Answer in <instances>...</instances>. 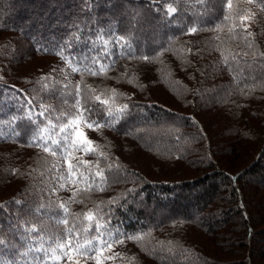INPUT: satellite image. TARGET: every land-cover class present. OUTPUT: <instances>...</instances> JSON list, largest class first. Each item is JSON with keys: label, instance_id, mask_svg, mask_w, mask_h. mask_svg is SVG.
<instances>
[{"label": "trees", "instance_id": "16d2710c", "mask_svg": "<svg viewBox=\"0 0 264 264\" xmlns=\"http://www.w3.org/2000/svg\"><path fill=\"white\" fill-rule=\"evenodd\" d=\"M165 3L172 0H0V264H28L26 227L46 241L66 228L53 219L72 197L56 189L66 153L43 152L45 140L33 143L31 131L73 111L77 84L82 103L91 86L102 98L114 89L115 104L128 105L114 128L89 129L107 159L75 153L93 173L99 161L104 191L67 204L77 230L88 222L75 214L100 205L109 228L145 234L114 247L123 258L104 264H264V0H233L254 14L247 39L221 0H178L170 18ZM189 26L201 30L185 35ZM98 33L125 37L134 55L102 50ZM58 51L80 68L96 70L92 57L111 68L72 72ZM141 55L155 59L134 58ZM89 104V119H109ZM43 135L53 147L60 134ZM94 234L93 225L80 241Z\"/></svg>", "mask_w": 264, "mask_h": 264}, {"label": "snow or ice", "instance_id": "6c2138e0", "mask_svg": "<svg viewBox=\"0 0 264 264\" xmlns=\"http://www.w3.org/2000/svg\"><path fill=\"white\" fill-rule=\"evenodd\" d=\"M155 0H153V3ZM178 0H172V3H165L164 9L166 10V15L170 18L177 12V7L175 6ZM198 5H206L208 0H195ZM248 4H252L253 0H247ZM223 7L227 8L230 13L235 12L240 21V27L247 33L245 39L248 36H252L253 33L248 31V21H254L255 17L247 8L243 9V13L236 11L239 4H234L233 0H221ZM159 11V9H157ZM228 17H225L227 19ZM199 30L197 26H189L185 29V35H194ZM79 39V37H76ZM94 44L101 46L102 50L107 49L109 44L118 47L120 55L125 54L133 56L131 51V43L123 36H115L113 40L104 39L103 33H98L96 41ZM249 48H252L251 43L248 44ZM191 52V49H188ZM57 55L65 61L72 72H87L89 75L106 76L111 68L110 64H100L99 60L95 57L91 58L92 65H98L96 70H93L92 66H87L85 68H80L74 66L69 57L64 55L63 51H58ZM102 56H108L110 53L107 51H102ZM248 55V53H244ZM255 55V53L253 54ZM264 56V53H260ZM135 59H140L144 61H149L150 59H155V57H149L146 55H141L134 57ZM88 59V57H85ZM131 82V80L129 81ZM65 88L68 85H64ZM88 90L91 95L85 94L83 97L84 103L81 102V88L77 84L75 86V99L71 105L73 111L62 112L60 116L57 117L58 120L62 122L57 125L51 120L48 122V126L41 128L37 126L31 131L32 142L35 143L36 140H45V144L42 147V151L50 155H57L58 151L63 148L66 155L64 156L65 161L68 163V175L67 177L61 176L59 179L64 180L65 183H61L60 188H65L66 184H71L73 189L72 197L68 202L60 203L59 207L63 209V216L54 217L56 224H63L66 226L63 233L57 235L55 238H49L45 240L43 235H37L35 237L31 236V233H38L39 229L32 225L31 227H26L24 232L29 235H24L25 242L31 241L29 243L28 252H35L38 255L33 257L32 264H60L62 260H66V264H81V260L84 264H87L88 260L95 261V264H104L105 260H115L117 257H121L120 253L111 254L114 247L117 245H123L125 240L133 242H141L145 239V234L138 235H128L126 233H121L118 228H109L107 224L109 222L104 221V216L100 214V205H96L95 209H87L82 213H76L75 216L78 220L87 221L88 223L81 229L77 230L75 225H69L68 215L70 209L67 204L72 202L83 203V199H77L81 193H91L92 191L103 192V185L106 183V176L104 170L100 167L99 161L96 162V171L93 173L90 168V162L85 161L82 157L75 155L76 152H83L84 155L94 154L104 159H107L106 154L100 150L99 145H96L94 141L90 140L85 132L84 128L91 129L92 131H99L102 128H114L120 119L127 112L128 105H116L115 96L116 91L111 90V96L108 98H102L105 96V92H100L97 94L95 89L88 86ZM89 101L98 102L99 105L104 107L107 112L108 120L101 123L95 120H91L86 116V113L93 111ZM43 115V113H41ZM31 120V117H29ZM58 128L59 139H51V144L53 147L47 146L48 141L44 138L43 133L49 132L51 135L52 129ZM19 135V133H16ZM71 149V151H69ZM77 161L73 164L72 161ZM80 165H83L86 171H81ZM109 169L112 167L108 165ZM77 175L82 179H77ZM91 177V179H90ZM96 177H99V183L96 182ZM82 185V186H81ZM15 203H21L19 200L14 201ZM109 204L115 203V201H108ZM5 207V205H0V208ZM94 225L95 234L91 235L89 238L85 239L83 242L80 241V231L84 233H89L92 231ZM23 235V233H22ZM4 241L0 239V245ZM105 253H110L105 255ZM27 255V253H25ZM123 258V257H121ZM135 258H133L134 260ZM27 264V262H26Z\"/></svg>", "mask_w": 264, "mask_h": 264}, {"label": "rangeland", "instance_id": "374dc122", "mask_svg": "<svg viewBox=\"0 0 264 264\" xmlns=\"http://www.w3.org/2000/svg\"><path fill=\"white\" fill-rule=\"evenodd\" d=\"M83 131L85 132V134L87 135V137H88L90 140H92V138H91V134H90V130H89L88 128H84ZM60 135H62V134H60ZM64 171H65V173L62 172L61 175H60V177H61V176L67 177V175H68V163H67V162L65 163ZM81 171H82V170H81ZM76 178H77V179H82V178H80L78 175H77ZM61 183H65V181L59 179V185H60ZM59 185H58L57 188H56V189H57V192L60 191V192H59V195H65V196L63 197L64 199L69 198V197L72 195V191H71L70 189L74 190V189H73V186H72L71 184H66V187H65V188H60ZM81 186H82V185H81ZM36 255H38V254L35 253V252H32V253L30 254V257H28V259H29L28 264H31V263H32V261H33L32 259H33V257L36 256ZM105 255H107V253H105ZM26 262H27V261H26ZM81 262H82V264H84V261H83V260H81Z\"/></svg>", "mask_w": 264, "mask_h": 264}]
</instances>
